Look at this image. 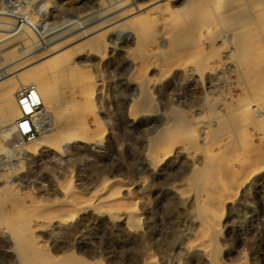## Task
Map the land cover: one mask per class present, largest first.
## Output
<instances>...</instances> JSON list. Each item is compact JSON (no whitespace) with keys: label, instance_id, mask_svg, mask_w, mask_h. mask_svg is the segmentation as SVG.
<instances>
[{"label":"rangeland","instance_id":"374dc122","mask_svg":"<svg viewBox=\"0 0 264 264\" xmlns=\"http://www.w3.org/2000/svg\"><path fill=\"white\" fill-rule=\"evenodd\" d=\"M115 1L112 0L111 3V0H0V73L8 69L10 70L9 73H13L19 70L20 67H25L30 63L29 61H18L10 55L12 42L20 34H25L24 36L27 39L29 38L28 41L40 40L39 44L43 43L45 46L54 41L84 35L85 38L77 41L76 44H80V42L85 44L94 35L93 37L92 35L87 37V33L84 34L83 32L94 25L100 24L107 18L109 19L115 13V6L117 5ZM148 1L130 0V2H138L139 5H145ZM182 1L184 2V0H169V2L165 0L162 3L161 1L157 3L164 6L175 3L177 4L175 6L176 11L180 12L176 13L175 16L167 12L164 25L155 22L152 27L142 31L145 45L150 48H157L159 46L158 41H160L162 33L165 32L166 38L162 45L167 48L173 38L178 35L177 31L186 28L187 19L182 13H187L194 5L191 4L193 3L192 0H188V2L185 0L184 3ZM216 1V5L225 9L228 3L235 0ZM206 2L207 0H201L199 6L204 5L207 7H204L205 11L211 13L213 11L212 7L216 8L215 3L212 6L208 2L207 6ZM180 3L183 5V10ZM186 3L187 7L185 6ZM248 7L255 14L258 10L264 9V2L250 0ZM248 7L246 5L243 10L237 13L238 17H244L245 23L250 22L254 16H251L253 13L249 12L251 9L249 10ZM222 8L220 9L223 10ZM154 12L160 13V9ZM217 13L220 14L219 9ZM220 16V19L230 17V15ZM1 17L6 18V21ZM125 21L122 20L119 24H116V29L108 33L106 41V44H108L107 47H104L103 52L97 50L92 44H86L75 52V61H84L79 65L80 69L89 74L88 79H85L86 82L79 75H75L74 71L68 72L65 75L66 77L51 79L54 87L59 89L57 103V106H59L58 108L54 106V112L58 113L61 108L71 103L77 105V114L80 113L86 118L84 124L85 135L70 131V128L66 126L69 120L62 119L54 125V133L47 138L48 141L56 144L58 148L56 146L41 148L40 146L37 152L28 154L20 148L21 142L23 143L24 140L17 138L14 131L16 124L0 125V218H2L0 219V264H23L15 248H13L15 242L14 227L10 226L7 220L15 214L13 212L25 205L36 207V209L41 208V210H38L39 212L35 210L36 212L34 211L35 213L31 215L33 217L31 222L34 226H39L37 243L52 253L56 244L55 240L60 237V235L55 234L56 232L54 234L52 232L53 220L63 213L60 210L62 207L71 208V202L69 204L65 200L67 196L73 193L79 199L76 201L79 205L75 206L74 209L72 208L76 218L85 213L97 215L96 208L99 201L97 199L95 201V197L102 196L105 182L113 179V181L117 180L114 189L123 204L119 206L112 202L110 204L112 207L106 209V217L108 216L111 219L112 214L109 215V210L113 211L114 216L119 217L117 220L121 223H119V234H117L119 236L117 247H119L118 250L128 254L131 253L132 256L129 255L132 264L149 261L148 257L157 264H210L209 257L202 253L199 246L200 240L197 236L199 225L195 213L196 209H194L195 204L191 197L188 198L189 194L185 185L191 178V171L188 167L193 165L192 162L194 161L188 155L182 154V156L172 153L170 158L163 163L164 165L156 166L152 163V159H149V140L167 132L168 125L173 123V120L177 117L176 115L181 112L185 115L186 111H189L187 104L195 98H198L197 101L202 104V106L195 108L200 110L197 111L198 118L205 121L211 118L208 122L214 129L218 128V124L212 118L214 117L213 114L216 110L219 113H225L226 109L219 106L225 102L233 107L245 105L246 108H252L255 103L259 102L264 116V104H262L264 101L260 100L264 98V89L261 88L263 83L260 80H256V83L251 78H246L248 81H244V76L240 77L242 74H239L240 68L237 60L235 56L232 57L233 51L230 53L231 49L233 50L236 46L235 40L240 29L236 27L229 28L231 31L228 32L236 36L234 40L227 43L222 42L221 37L218 38L223 31H226L222 29L221 24L205 23L202 28L204 31L201 35V41H204L203 43L209 47L208 40L215 39L213 40L215 41L213 43L214 47L211 49L212 64L215 71L211 75V80H203V83L202 80H199V91L194 94V91H192L193 86L188 87L189 82L186 81L182 71L175 70L165 75V77H159L156 76L158 70L154 69L147 74L149 77H154L150 89L152 96L150 106L145 111L131 112V105H135V102L140 99V89H138L136 83L134 69L139 68L137 66L142 62L140 57L144 50L135 51L131 54L128 52L129 49L135 47V41L139 33L131 27L132 25L130 28L128 24L123 25ZM218 27H221L219 28L220 31ZM166 32L169 34H166ZM34 38L35 40H33ZM170 38L171 40H169ZM216 38L219 40H216ZM180 41L183 42L181 36L179 37ZM7 44L11 46L7 47ZM43 44L26 54L31 55L40 47L42 48ZM27 49L29 48H24L23 51ZM189 57L188 64L190 65L189 62L193 61V56ZM9 62L11 63L9 64ZM62 67L63 65L57 64L54 68H48V71L52 73ZM84 84H88L93 91L94 106H90L93 110L90 107V110H86L79 103H84V98L81 95V86ZM259 86L263 89H260L263 98L259 97L262 95L260 91L259 94L257 93ZM205 97L208 101L206 100V103H203ZM257 97L260 98L259 101L256 100ZM214 105L219 107L220 111L216 107V110L211 113L208 108ZM91 110L95 111L100 117L108 115L110 121L107 119L99 126L95 122ZM186 115V117H191L189 113ZM249 115L247 126H244L243 129L245 132L243 134L241 132L237 137H234L240 145L236 146L232 154L226 156L231 165L233 164V173H246L245 182L248 191L251 180H253V185L257 186L264 178V118L259 117L255 112H251ZM42 116H37L40 119L39 127H45L42 130L47 131L50 123V127H53V119L47 115ZM252 122L253 124H251ZM196 123V121L192 122V125L195 124L192 127L197 129L198 136H201L205 129L201 124ZM246 127L247 129H245ZM101 129L104 130V133L98 135L97 132L101 133ZM61 133H64L65 140L57 143V140H59L58 135ZM25 143L27 142L25 141ZM214 150L215 152L220 151L218 146H215ZM173 186L176 187L177 192L172 189ZM248 191L246 194L245 191L243 193L239 190L236 193L235 197L237 199L235 198L232 209L227 211L226 217L228 219L226 218V227L222 233L224 235L221 234L219 239L221 248V253L218 256V258L221 256L218 259L219 264H264V231L262 223L257 220L261 212L256 205L259 216L254 222L253 229H250L246 219L245 202ZM66 192L67 195H65ZM127 199L135 200L136 204L134 203L133 206V203L128 202ZM57 202L60 203L57 204ZM59 206L60 208L55 212V215L50 214L49 211L52 208ZM81 206L87 207L88 210H79ZM130 207L138 213V216L140 215L137 220L138 227L135 225L137 221H131L127 214H124L132 210ZM33 215H37V217ZM49 219L53 220L50 222ZM101 236L102 233L94 226L87 228V241L93 243L95 239L99 240L98 238H101ZM142 236L144 237L143 240ZM103 238L105 237L103 236ZM129 238L131 239L127 243L125 240ZM59 241L67 242L68 240L60 238ZM129 244L131 249L133 248L131 252H128L130 251ZM104 246L97 249V259H100L103 264H108L107 255L105 254L111 248ZM185 246L189 248L193 246L194 249L189 250ZM182 248H184V251ZM78 251L77 246H74L71 250L72 253ZM133 251L135 252L132 253Z\"/></svg>","mask_w":264,"mask_h":264},{"label":"bare ground","instance_id":"6f19581e","mask_svg":"<svg viewBox=\"0 0 264 264\" xmlns=\"http://www.w3.org/2000/svg\"><path fill=\"white\" fill-rule=\"evenodd\" d=\"M160 1L162 3V1L165 0H149L148 3L145 5L143 4L139 5L138 2H130V0L115 1L117 2V5L115 6L116 8L115 13L112 14L109 19L107 18L106 20L102 21L100 24L94 25L83 32L84 34L87 33V37L91 35L93 37L94 35V37L91 39L89 38L87 40V43L85 44H82V42H80L81 45L76 44L77 41L85 38L84 35L83 36L79 35L78 37L75 36L71 39L65 38L57 42L54 41L53 43L46 44V46L42 43L43 47L42 48L40 47L41 49L39 48L35 52L32 51L33 53L31 55H28L26 54L27 52L33 50L37 46L42 45L39 44L40 40L37 39L35 40L34 38L33 40L35 41H28L29 38L27 39L26 36H24L25 34L24 35L20 34L18 38L13 40L12 42L13 45L10 49L11 50L10 55H12L18 61L19 60L29 61L30 63L29 64L27 63L28 65H26L25 67L22 68L20 67L21 69L19 68V70H16L13 73H9L10 71L9 69L5 70L3 73H0V125H6L9 123L15 125L16 122L19 120L21 116V107L19 103V98H20V94L23 93L25 90L34 88L39 95V100L41 103V106L38 108V111L35 114V119L37 120V129L39 133L35 139L27 140L20 138L16 132V125L14 127V131L17 138L19 140H24L23 143L21 142V145L23 144L24 145L22 147L20 145V148L22 149V151H24V153L33 154L38 151V147L40 146L41 148H46V147L53 148L55 146L56 148H58L56 144L52 143L51 141H48L47 138L52 133H54L55 131L54 125L59 121H61L62 119H65L66 121L69 120L66 126L70 128V131L85 135L84 124L86 122V118L84 115L80 113L77 114L78 113L77 105L71 103L61 108L58 113H56V111L54 112V106H57L58 103L59 89L54 87L53 83H51L52 82L51 79H57V78L59 79L62 77H66L65 75H67L68 72L70 73V71H74L75 75L76 74L79 75L81 79L86 82L85 79H88L89 74L88 72L82 71L80 69L79 65L81 63H84V61L76 62L74 59L75 52L86 44H92L94 47H96L97 50L103 52L104 47H107L108 44V43L106 44V41L108 39L107 38L108 33L111 32V30H115L116 24H119V22H121L122 20H126L123 23V25L128 24L129 28L132 25L131 27H133L139 33L135 41V47L133 49H129L128 52L131 54L132 52L135 51L144 50L143 54H141L140 57V60L142 62L139 66H137V68L138 67L139 68L134 69L135 74L132 73L136 76V81H137L136 83L138 84L139 87L138 89H140L139 90L140 99L135 102L136 103L135 105L133 106L131 105V112L145 111L146 108L150 106V102L152 99L150 89H151V82L154 80V77H149L147 74L154 69L158 70L159 74L156 72L157 73L156 76L159 77H163V76L165 77V75L175 70L182 71L184 77L186 78V81L189 82L188 87L193 86L192 91H194V94H197L196 91H199L198 89L199 80H202V83L203 80L205 81L211 80V75L215 71V68L212 64L213 55L211 53V49L214 47L213 43L215 42L213 40L215 39L212 40L211 38V40L209 39L210 41L208 40L207 43H209V47H207L206 44L203 43L204 41L203 42L201 41V35L204 31L202 28L204 27L205 23L206 24L210 23L212 25L221 24L222 29L226 30L227 32L222 30L223 33L221 32L222 34H220L221 36H219L218 38L220 39L221 37L222 42L224 41L227 43L228 41L234 40L236 36L228 32L230 30L229 28L236 27L240 29L238 37H236L235 40L236 46L233 50L231 49L230 51V53H232L233 51V55L232 54L230 55H232V57L235 56L238 67L240 68L239 74L240 73L242 74L240 75V77L244 76V81L246 80V78H251L255 81L260 80V82L263 83L264 85V9L258 11L256 10L257 12H255L254 14L252 12V9L248 7V2L250 0L231 1L230 3H228L225 9L216 5L217 3L216 0H207L206 5L208 4V2H210L212 6H214V3L216 6V8L212 7L213 11H211L210 13V11L208 12L205 11V8L207 7H205L204 5L199 6L201 0H192L193 3L191 2L189 3L193 4L194 7L191 10H188L187 13L184 14L182 13V15L187 19L186 28L180 29L178 31L177 29H175L178 35L173 38V40L170 42L171 44L167 48L166 46L162 45V43L165 42V38H166L165 32L163 31L164 33H162L163 35L160 38V41H158L159 46L157 48L156 47L150 48L148 47V45L144 44V35L142 34V31H145L146 29L152 27V25L155 22H157L160 25H164L167 17L166 15L167 12L174 16L176 13L180 12V11H176L175 9V6L177 4L171 3L169 6L166 5L164 6L163 4H157ZM166 1L169 2V0ZM184 2L186 1L184 0ZM261 2H264V0H261ZM246 5L249 8V10L251 9L249 12L253 13L251 16L254 15L252 20L247 23L244 22V17L237 16V13H239L240 10H243ZM185 6L187 7V3L185 4ZM180 7H182L183 10V5ZM220 8H222L223 10H221ZM159 9H160V13L154 12L155 10H159ZM218 9L220 14L217 13ZM244 12L243 15L245 14ZM220 15H230V17L220 19L221 17ZM1 18L5 19L6 21V18L4 17ZM221 27H218V29ZM172 30L174 31V29ZM220 30L221 29H219V31ZM167 33L168 32H166V34ZM180 36L183 38V42L181 41L179 42ZM171 38L169 40H171ZM219 39L216 38V40ZM9 46L11 45H8L7 47ZM27 47L29 49L23 51V49ZM189 56H193V61L189 62L190 65L188 64V59L190 58ZM10 63L11 62H9V64ZM57 64L58 65L61 64L63 65V67L61 69H57L56 71L50 73L48 71V68L50 67L54 68ZM263 85L262 87L261 86L258 87L259 90L257 91V93L260 91V94H262L261 90L264 89ZM81 87H82L81 95L84 98L83 99L84 103L81 102L79 103L83 106V108H86L87 110L89 109L90 106L92 107L94 106L92 99L93 91L88 84L87 85L84 84ZM260 87L263 89H261ZM198 94L200 93L198 92ZM255 95L257 94L255 93ZM262 96L263 94L260 95L259 97ZM197 99L196 98L192 99L187 104V109L189 111L186 112L189 113V116L191 117H186L187 113L184 115L181 112L180 114L176 115L177 117L175 118V120H173V123L171 125H168L169 129L168 131L166 130L167 132L163 134L161 133V135H157L156 137H153L149 140V155L151 157V158L149 157V159H152V163L155 164L156 166L166 162L170 158L172 153H176L177 155H182V154L188 155L193 159L194 161L192 162L193 165H190V167H188L189 171H191L190 174L191 178H189V180L186 182L185 185L188 190L187 192L189 194L188 198L191 197V199L195 204L194 209H196L195 213L197 214L196 218L198 219V225H199L198 226L199 230L197 235L198 239L200 240L199 246L201 247L200 249L202 253L205 256L209 257L210 264H219L220 261L218 263V259L221 257L220 256L218 258L219 254L221 253V248L219 246L220 245L219 239L221 234L224 232V228L226 227L225 222L227 218L226 217L227 211L232 209L233 202L236 198L235 197L236 193L239 190L242 191L243 193L245 191L246 194L248 191L246 189V182H245L247 178L246 173L244 172L240 174L233 173V167H232L233 164L231 165L227 157L229 154H232V152L235 151L237 145H240L239 141L236 140L234 137L235 136L237 137L241 132L242 134L245 132L243 131V129L244 126H247L246 124L249 120L247 119L249 113L255 112L259 117L264 118V116L263 113L261 112V105L259 102L255 103L252 106V108H246L245 105L239 107H233L230 104H228V102H225L219 105L226 109L225 113H219L216 110L217 106L215 105H214L215 107L209 106L208 109L211 111V113L216 110L214 112L215 114H213L214 117L212 118L216 120L218 124L217 126L218 128L214 129L211 127V125L208 122L211 118L208 119V121L198 118L199 114L197 113V111L200 110H197L195 108L202 106V104H200V102L197 101ZM259 99L260 98L256 100L259 101ZM206 100L208 101L207 97H205V102L203 103H206ZM260 100L264 101V98ZM251 104L252 102L250 103V105ZM58 106L56 108H58ZM217 108L220 111V108L219 107ZM90 109L93 110V108L91 107ZM92 112L95 117V122L99 126H101L107 119L110 121V117L108 115L104 117H100L95 113V111ZM203 112L204 110L202 111V113ZM202 113H200V115H202ZM39 115L40 116L47 115L49 116V118H52L53 127L52 128L50 127L51 126L50 123L49 124L50 126L49 125H48L49 127L47 126L49 130L43 131L42 128L45 127L42 128L39 127L40 119L37 117ZM195 121L197 122L196 124L198 123L201 124L204 127L203 129L206 130V131L204 130V133L201 136H198L197 129H194V127H192L195 126V124L192 125V122ZM251 124H253V122ZM245 129H247V127ZM103 133H104L103 129H101V133L97 132L98 135H101ZM58 139L59 140H57V143L59 141L61 142L64 141L65 140L64 133L59 134ZM25 141L27 143H25ZM215 146L219 147L220 150L219 152H215L214 150ZM186 158L188 159V157ZM113 180L105 182V184L103 183L105 187L103 188L104 192L102 196L95 197V201L96 199L99 201L97 202L98 205L96 210L100 215L98 214L96 215L94 213H85L83 215L80 214L81 216L76 218V215L73 213L72 208L74 209L75 206L79 205V203L76 202L79 199L73 193L67 196L65 200H67L68 203L71 202V204L69 203L71 208L62 207V209L60 210L63 213L58 217L54 218V220L56 219V221H54L53 219H49L50 222L53 220V225H52L53 234L56 232L55 234L60 235V237L56 238L58 240H55L56 244L54 246L52 253L45 250L44 247L40 246L37 243V233H39V226L36 227L32 224L33 222H31L33 219L31 215L36 211L39 212L38 210H41V208L37 207L39 209H36V207L33 206L30 207L25 205L16 212H13L15 214L12 217L8 218L7 220H8V224L14 227L13 233L15 235V242L13 248H15L21 262L23 264H103L100 259H97L98 258L97 249L99 247L104 246L105 244L104 247L111 248L110 250H107V253L105 254L107 255L108 264H132L131 262L132 259L130 260L131 253H129L130 254L129 255L128 253H125L122 250H118L119 247H117L119 245L118 243L119 236L117 234H119V228H120L119 223H121L118 222L117 220V218L119 217L114 216L113 211L110 210L108 211L109 215L112 214L113 216L111 215V219L108 216L106 217V211H107L106 209H110L112 207L110 205L112 202H114L115 205H119V206L123 204L120 197L117 195L118 193L114 189L116 187L117 180L116 181ZM180 188H182V186H180ZM172 189H174L175 191L177 190L176 187L174 186ZM67 192L65 195L68 194ZM179 196L181 195L179 194ZM184 197L183 199H185ZM129 201L132 202L134 206L135 200L134 201L128 200V202ZM58 203L60 202H57V204ZM43 207L45 208L46 206ZM59 208L60 206L52 208L49 211L50 214L55 215V212H57ZM79 210L86 211L88 209L87 207L81 206ZM124 214H127V217L131 219V221H137L138 217L140 216V215L138 216V213L133 209L129 210ZM33 216L37 217V215H33ZM135 223L134 224L138 227L139 224L138 221ZM91 226H94V228H96L97 230L100 231V233H102L101 238H98L99 240L95 239L93 243L89 242V240L87 241V228ZM103 236L105 238H103ZM60 238L67 239L68 241L60 242L59 241ZM131 238L125 241H127L128 243ZM141 238L143 240L144 237L142 236ZM74 246H77L79 251L72 253L71 250ZM128 247L130 248V251L128 252H131L133 248L131 249L130 244L128 245ZM185 248H189V247L185 246ZM192 248L193 246L189 248V250ZM182 249L184 251V248ZM195 249L197 248L195 247ZM134 252L135 251H133L132 253ZM148 258L150 259V260L148 259L149 261H145L142 263L140 262V263L157 264L154 262V260H151L150 257Z\"/></svg>","mask_w":264,"mask_h":264},{"label":"built area","instance_id":"2783aa9c","mask_svg":"<svg viewBox=\"0 0 264 264\" xmlns=\"http://www.w3.org/2000/svg\"><path fill=\"white\" fill-rule=\"evenodd\" d=\"M19 103L21 107V116L16 122V132L22 139H35L39 134L35 114L41 106L37 91L34 88L25 90L20 94ZM249 184L248 195L245 198L248 227L253 229L254 222L259 216L256 211L257 205L261 212L257 220L262 223V229L264 231V178L257 186L253 185V180H251Z\"/></svg>","mask_w":264,"mask_h":264}]
</instances>
